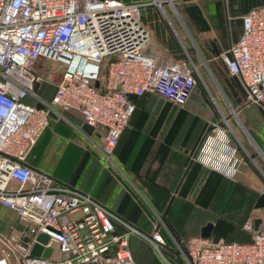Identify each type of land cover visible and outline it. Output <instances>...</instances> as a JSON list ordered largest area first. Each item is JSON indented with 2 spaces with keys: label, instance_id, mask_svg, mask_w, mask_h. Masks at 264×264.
Instances as JSON below:
<instances>
[{
  "label": "built area",
  "instance_id": "2783aa9c",
  "mask_svg": "<svg viewBox=\"0 0 264 264\" xmlns=\"http://www.w3.org/2000/svg\"><path fill=\"white\" fill-rule=\"evenodd\" d=\"M141 6L120 0H0V205L13 211L21 226L12 228L14 234H0L6 264H135L128 247L131 236L169 264L157 225L146 234L90 193L26 162L49 119L69 123L75 117L90 125L100 139L102 163L111 164L134 110L127 94L152 93L177 107L186 103L196 85V67L184 58L162 60L149 49ZM219 56L247 100L264 103V6L241 16L237 40ZM41 60L50 66L45 74L40 64L34 69ZM57 65L64 69L54 79ZM41 83L54 85L49 101L36 92ZM25 97L33 103H24ZM233 151L214 150L213 136L206 134L193 158L224 172L234 161ZM159 224L185 264H264V228L253 230L249 220L242 225L250 233L245 243L209 244L199 236L178 242ZM40 233L47 236L43 247L51 248L47 258L29 255Z\"/></svg>",
  "mask_w": 264,
  "mask_h": 264
},
{
  "label": "crops",
  "instance_id": "0c3cea01",
  "mask_svg": "<svg viewBox=\"0 0 264 264\" xmlns=\"http://www.w3.org/2000/svg\"><path fill=\"white\" fill-rule=\"evenodd\" d=\"M120 1L153 5V0ZM189 4L194 11L180 6L178 14L191 48L199 53L206 67L202 74L196 68L198 92L193 89L182 107L152 93L136 99L133 113L113 149L111 164L102 163L98 151L86 153L83 145L75 141L76 134L53 119H49L26 157L32 168L90 193L142 232L149 234L157 225L165 245L171 249L175 248L173 241L158 225L160 222H166L172 231L165 225L168 232L180 239L201 237V227L210 222L208 237H202L209 244L248 242L250 233L242 229L247 220L253 226V219L260 218L257 229L264 228V208L254 206L257 197L264 193V103L248 101L238 79L227 73L219 59V54L237 40L241 16L251 7L264 6V0H200ZM147 31L148 44L151 39L158 44L160 38L168 43L163 25ZM155 49L165 61L174 50L172 45H165L163 52L168 53ZM70 120L79 126L71 117ZM214 126L216 132H211ZM79 134L89 141L94 135ZM206 134L213 136L214 150L234 149V161L224 172L193 158ZM67 149H73L75 165L64 172L55 166L56 156ZM106 167L115 172L108 173ZM222 181L228 186H215ZM231 207L235 214L229 217L224 211ZM6 228L18 230L16 216L0 205V231ZM115 231L119 233L120 228ZM139 240L128 241L134 263L162 264ZM162 252L169 264H185L178 253Z\"/></svg>",
  "mask_w": 264,
  "mask_h": 264
},
{
  "label": "rangeland",
  "instance_id": "374dc122",
  "mask_svg": "<svg viewBox=\"0 0 264 264\" xmlns=\"http://www.w3.org/2000/svg\"><path fill=\"white\" fill-rule=\"evenodd\" d=\"M152 1V0H151ZM161 2V5L160 6H157L155 3H153V5L155 6L156 8V12L158 14V16H160V18L162 20H164V22H167L170 24V32H171V35L172 37L174 38L175 40V43H176V46L174 48V52H169L168 50L164 51V47H165V43H163L160 39H158V44L154 41H152V39L150 40V44H148L149 48H151V51L156 53L157 52V49H155V47H158V49H160L163 53H168V56H169V59L168 60H174V59H180V58H184L185 61L187 63L190 64V62L193 64V66H195L197 68V70L202 74L206 71V67H205V64H204V61L202 60V58L200 57L199 53H197V51L195 50H187L185 47L186 45H190L189 44V40H188V35L186 33V30L184 29L183 25H182V19L180 17V15L178 14V9L180 6H184L185 5H190L189 3H192V4H195V3H198L200 0H184V1H171L172 2V5L175 9V11L177 12V14L175 13L174 9L171 8V6L168 4V2L166 0H158ZM164 4V5H162ZM140 11H139V19L143 21L142 17L140 16ZM171 20V22H170ZM144 24L147 25V23H145L143 21ZM164 24V23H163ZM168 25V24H167ZM147 27V26H146ZM175 27V28H174ZM146 30H148V27L146 28ZM185 42V43H184ZM192 46V44H191ZM190 46V47H191ZM174 47V46H173ZM173 49V48H172ZM168 51V52H167ZM158 53V52H157ZM156 53V55H157ZM159 54V53H158ZM187 55L190 57V61L187 57ZM38 64H40L41 67H39V71L43 74L47 73L49 70H50V66H49V63L46 62L45 60H41L39 63H37L36 66H34V69H37L38 67ZM64 67L61 66V65H57L55 66L54 68H52L53 72H54V79H57L58 76L61 74V72L63 71ZM194 92H198V86H196L194 88ZM193 92V93H194ZM142 103L143 102H140V106H142ZM62 125H64V127L68 130H71L73 131L76 135H74V138H75V141L77 142H80L83 147L86 149V153L90 152V153H96L97 154V149H98V145L100 143V139L95 136V135H92L89 139H85L83 138L79 132V126H77L76 124H74L72 121H70L69 123H63ZM57 159H56V162L58 163V165H55L58 167V170H62L64 172H69L71 171L73 168H74V157H75V154H74V151L73 149H70V150H64V151H59L57 153ZM55 164V163H54ZM102 165V164H101ZM54 166V165H53ZM107 168V172L108 173H113L115 172L113 169H110L108 170L109 167H106ZM217 185L215 186H219V188H225L227 185V182H223L219 185V182H216ZM219 198V195L217 196ZM214 205H212V208H213ZM233 209L232 207L230 209H225L224 211V214L229 216V217H232L233 214ZM12 229L11 228H6V230H4V232H1L0 231V234H3V235H11L12 233ZM3 246L1 245L0 243V249L2 248ZM2 257L1 253H0V258Z\"/></svg>",
  "mask_w": 264,
  "mask_h": 264
},
{
  "label": "water",
  "instance_id": "95a60500",
  "mask_svg": "<svg viewBox=\"0 0 264 264\" xmlns=\"http://www.w3.org/2000/svg\"><path fill=\"white\" fill-rule=\"evenodd\" d=\"M156 0H153V3H155ZM168 4L171 6V8L174 9L172 3L170 1H167ZM156 4V3H155ZM157 6H160V3L156 4ZM175 11V9H174ZM175 13L177 14V12L175 11ZM98 83L95 81L94 82V86L97 87ZM54 91V85L50 84V83H41L38 88L36 89V92L42 96V98H44L45 100L49 101L52 94ZM128 97L130 98H135L136 95L134 94H127ZM24 103L27 104H32L33 101L32 99H30L29 97H25L23 99ZM37 108H40L41 105L40 104H36ZM50 117H53V115L50 113L49 114ZM78 125H79V130L86 136H91L93 133V128L82 122L80 119L75 118V117H71ZM256 208H264V193H261L255 202L254 205ZM261 220L260 218H255L253 219V230H256L258 225L260 224ZM16 228L18 230L21 229V226L19 224L16 223ZM212 228V225L210 222H207L204 226L201 227L200 229V236L201 237H208L209 232ZM47 242V236L45 234H37L35 237V242L32 244L30 250H29V255L31 256H40L42 258H47L50 253H51V248L50 247H43V244H46Z\"/></svg>",
  "mask_w": 264,
  "mask_h": 264
},
{
  "label": "trees",
  "instance_id": "16d2710c",
  "mask_svg": "<svg viewBox=\"0 0 264 264\" xmlns=\"http://www.w3.org/2000/svg\"><path fill=\"white\" fill-rule=\"evenodd\" d=\"M162 5H164V4H162ZM193 8V6L192 5H185V10H190V11H194V8ZM179 11V10H178ZM140 16L142 17V19H143V21L145 22V23H147V25L146 24H144L143 23V21L142 20H140L141 21V24L145 27V28H147L148 27V29L150 28V29H153V30H155L156 29V26L158 25V27L159 26H161V25H163V28L167 31V36L169 37V41H168V43L166 44V42L163 40V39H161L160 38V40L163 42V43H165L166 45H172V48L174 49L175 48V46H176V43H175V40H174V38L172 37V35H171V32H170V30H169V27H168V25L164 22V20H162L161 18H160V16H158V14H157V12H156V8H155V6L154 5H142L141 7H140ZM170 22H171V20H170ZM164 23V24H163ZM172 23V22H171ZM160 24V25H159ZM147 26V27H146ZM175 28V27H174ZM185 43V42H184ZM174 46V47H173ZM187 50H192V48L190 47V45H186V47H185ZM172 52H174V50H172ZM219 59H220V61H221V63H222V65L224 66V63H223V61L221 60V58H220V56H219ZM224 68H225V66H224ZM231 76V75H230ZM233 77V76H232ZM146 94V93H145ZM143 95L144 94H142V95H140V96H137L135 99H132V98H130V100L134 103V101L136 100V99H142V97H143ZM134 108H135V105H134ZM133 113V112H132ZM132 115V114H131ZM129 121V120H128ZM56 122V121H55ZM56 123H62L63 124V122H56ZM118 142V141H117ZM163 218V217H162ZM163 220H164V218H163ZM164 222H165V220H164ZM165 225L168 227V229L171 231V228L168 226V224L165 222ZM121 231V230H120ZM172 232V231H171ZM173 235V234H172ZM173 237L178 241V242H181V241H183L184 239H180V238H178V237H176L175 235H173ZM130 238H135V239H137V240H139L137 237H134V236H131V237H129V239ZM129 239H128V241H129ZM139 241H141V240H139ZM142 242V241H141ZM142 243H144V244H146L144 241L142 242ZM149 249V248H148ZM164 250V253L165 254H167V253H177V251H176V249L174 248V249H171L170 247H168L167 245H165V248L163 249Z\"/></svg>",
  "mask_w": 264,
  "mask_h": 264
},
{
  "label": "bare ground",
  "instance_id": "6f19581e",
  "mask_svg": "<svg viewBox=\"0 0 264 264\" xmlns=\"http://www.w3.org/2000/svg\"><path fill=\"white\" fill-rule=\"evenodd\" d=\"M3 263L6 264V262L2 258H0V264H3Z\"/></svg>",
  "mask_w": 264,
  "mask_h": 264
}]
</instances>
